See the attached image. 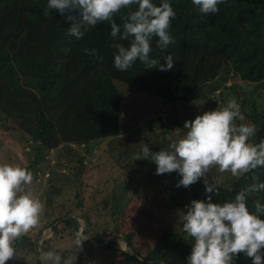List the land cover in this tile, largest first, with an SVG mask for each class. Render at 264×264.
<instances>
[{"label": "trees", "instance_id": "1", "mask_svg": "<svg viewBox=\"0 0 264 264\" xmlns=\"http://www.w3.org/2000/svg\"><path fill=\"white\" fill-rule=\"evenodd\" d=\"M153 2L159 5L161 0ZM169 2L176 12L169 29L175 43L162 50L157 47L158 37H153L150 56L163 64L171 54L173 68L147 69L137 60L127 71H120L114 67L112 44L128 46L129 42L114 41L109 22L82 25L84 35L77 39L69 34L73 21L66 19L67 13L61 16L49 10L51 14L44 15L47 0H0V130L18 133V141L29 150V161L19 165L32 173V183L27 186L43 205L39 223L16 240L14 248L27 241L34 253L57 251L52 242L66 237L60 234L67 228L72 239L78 235L81 240L86 238L82 244H100L93 245L96 264L112 258L107 251L129 264H187L194 241L183 230V215L192 200L207 202L212 195L205 190V180L218 189L212 195L214 203L232 200L249 184L264 182V167L222 180L214 166L196 183L177 187L182 179L177 171L157 175L155 162L142 157L144 144L151 152L171 150L172 140L187 132L179 118L156 111L161 105L175 114L176 103L186 107L204 100L212 111L219 107L218 101L226 105L227 91L236 93L240 105L243 120L237 124L246 119L255 126L250 142L264 139V0H227L218 5L215 14L200 13L192 0ZM137 7L133 5L131 10ZM128 11L123 9L114 17L117 24L122 25L121 15ZM72 15L76 23L81 22L79 10ZM85 48L95 53L90 55ZM118 83L130 87H124L126 91L153 96L158 107L137 110L134 106L132 114L123 111ZM244 84L252 88L244 89ZM246 92L260 99H250ZM94 141L101 142L107 159V167L96 181L84 179L86 164L62 178L46 175L53 166L70 167L76 160L83 163L88 154L85 147ZM138 155L141 159H135ZM89 163L96 165L93 160ZM87 187L91 188L88 197ZM141 195L167 212H181V220L157 235L139 258L114 239L103 242L116 236L128 248L132 246V237L121 236L117 223L133 198ZM257 200L264 203V192L250 194V211L255 210ZM44 231L49 235L39 240ZM112 243L116 252L108 248ZM261 251L264 259V249ZM70 256L61 255L60 264ZM235 264L253 261L240 253Z\"/></svg>", "mask_w": 264, "mask_h": 264}, {"label": "clouds", "instance_id": "2", "mask_svg": "<svg viewBox=\"0 0 264 264\" xmlns=\"http://www.w3.org/2000/svg\"><path fill=\"white\" fill-rule=\"evenodd\" d=\"M192 3L200 13L215 14L219 11L218 5L227 0H192ZM133 5L138 6L136 10H131ZM123 9L129 11L121 15L122 25L117 24L114 17ZM49 10L61 16L68 14L66 19L73 21L69 34L77 39L84 35L82 25L95 27L109 22L113 40L129 42L128 46L120 42L112 44L116 50L114 67L120 71H127L137 60L147 69L173 68L171 54L165 56L163 64L150 56L153 37H158L157 47L162 50L175 43L169 29L176 12L169 0H161L159 5L153 0H47L45 16L51 14ZM77 10L82 14L80 23H76L72 15ZM84 51L90 55L95 53L94 49ZM237 120H243L240 105L235 98H229L225 106L185 121L184 127L188 130L178 140H172L171 150L151 152L144 144L142 157L155 162L157 175L177 171L182 177L177 187L196 183L214 166L219 172H230L236 177L251 173L264 167V139L259 143L250 142L255 126L237 124ZM32 179V173L19 164H0V264L14 257V242L39 223L43 205L25 187ZM252 179L257 177L252 176ZM205 190L218 194L216 186L206 180ZM257 191L264 192V182L249 184L234 199L223 203H214L209 195L207 202L192 200L186 206L182 227L194 241L187 264H235L240 253L251 258L253 264H264L261 251L264 249V219L261 218L264 203L255 201L254 211L247 206L248 197ZM84 239L77 236V247ZM45 258L60 264V258L51 252L46 253Z\"/></svg>", "mask_w": 264, "mask_h": 264}, {"label": "rangeland", "instance_id": "3", "mask_svg": "<svg viewBox=\"0 0 264 264\" xmlns=\"http://www.w3.org/2000/svg\"><path fill=\"white\" fill-rule=\"evenodd\" d=\"M118 86L121 90V101L123 105V111L132 114L134 111V106L138 107V109L146 108L147 105H153V107H158L156 100L153 99V96L142 92V91H130L125 90L124 87L130 88L126 85L118 83ZM243 88H252L251 85L244 84ZM124 89V92L122 91ZM126 91V92H125ZM261 91V90H260ZM218 91H216L215 95H217ZM227 98H235L236 93L227 91ZM246 97L250 99H260L255 93H247ZM217 99V96H216ZM219 107H223L222 103L218 101ZM177 108L175 114L169 113L167 109H158L159 113H165L168 117H175L180 119V123L184 126L185 121L194 120L197 115H202L206 111H210L207 107V101L200 100L198 102H194L191 105H185L176 103ZM161 113V114H162ZM187 117V118H186ZM244 119L243 122H245ZM241 121V123H243ZM246 124H250V121L246 120ZM186 129V128H185ZM188 129H186L187 131ZM171 136H169V139ZM19 134L15 131H12L11 134H7L6 132L0 130V164L4 163H13V164H26L29 159V150L24 145L18 141ZM89 148L85 147L86 158L83 163H80L79 160H76L70 167L67 166H53L49 170H47L46 175L55 176L57 178H62L65 173L71 172L72 170L80 171L82 170L81 166L86 164L87 170L84 174V179L86 182L90 180L92 177V182L96 181L98 178V174L100 171L104 170L107 167V159L105 158V152L102 149L101 142H91ZM89 160H93L96 164L95 167L89 163ZM52 165L55 163L53 159H51ZM57 165V164H54ZM230 172H220V178L222 180L231 178ZM44 177V175H43ZM52 177V178H55ZM34 185V184H33ZM30 186V185H29ZM28 191L30 189L28 186H25ZM36 188V185L33 186ZM90 187H87L85 190V196L88 197L90 194ZM131 208V209H130ZM133 209V210H132ZM130 211V212H129ZM181 220V212H167L160 207H157L150 202L146 201L143 198V195L139 198H133L131 203V207H129L128 211H126L125 215L119 219L117 226L119 227L118 231L121 236L132 237V246L128 248L125 244V241L122 237H117L119 239H115L122 248H124L131 255H136L141 258L148 249L154 244V240L157 235H160L164 230L169 228L171 225H175L179 223ZM83 227V225H82ZM117 227V228H118ZM61 228V227H59ZM33 233V232H32ZM80 234V233H79ZM49 235L48 231H44L40 236L39 240ZM60 235H64L66 237L60 238L57 237L53 240V247H58L57 251H48L54 254V256L60 257L70 255L68 261L64 264H96L94 262V257L92 258V252H94V246L99 247V245L95 241H85L84 244L81 243L79 247H77V239H72V236L67 235V228ZM116 237V236H115ZM113 237H108L105 241L112 239ZM110 250L115 251L114 243L112 246L108 247ZM48 252H32L29 249V245L27 241L21 242V244L15 248V254L12 259L6 262V264H55L54 260H48L45 258V254ZM108 255L112 256L103 264H129L128 261L124 259H115L114 254L107 251ZM116 252V251H115ZM75 258V259H74ZM61 259V257H60ZM116 260V261H115ZM62 264V263H61ZM144 264V263H139Z\"/></svg>", "mask_w": 264, "mask_h": 264}, {"label": "built area", "instance_id": "4", "mask_svg": "<svg viewBox=\"0 0 264 264\" xmlns=\"http://www.w3.org/2000/svg\"><path fill=\"white\" fill-rule=\"evenodd\" d=\"M29 232H31V230H30ZM29 232H28V233H29ZM28 233H26V234L22 235L20 238L24 237V236H25V235H27Z\"/></svg>", "mask_w": 264, "mask_h": 264}, {"label": "water", "instance_id": "5", "mask_svg": "<svg viewBox=\"0 0 264 264\" xmlns=\"http://www.w3.org/2000/svg\"><path fill=\"white\" fill-rule=\"evenodd\" d=\"M42 240V239H41Z\"/></svg>", "mask_w": 264, "mask_h": 264}]
</instances>
